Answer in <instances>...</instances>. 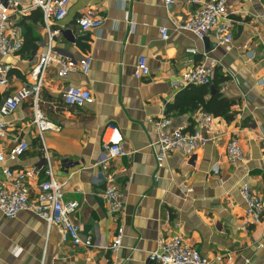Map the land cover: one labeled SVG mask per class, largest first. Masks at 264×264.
<instances>
[{
  "label": "crops",
  "instance_id": "1",
  "mask_svg": "<svg viewBox=\"0 0 264 264\" xmlns=\"http://www.w3.org/2000/svg\"><path fill=\"white\" fill-rule=\"evenodd\" d=\"M20 5L28 6L29 0ZM227 7L235 21L234 39L222 44L213 34L198 39L176 29L196 12L190 0H173L169 6L165 0L70 1L66 18L51 24L60 30L56 48L75 62L92 57L91 68L60 77L59 67H50L40 105L57 129L42 137L33 125L31 96L11 115L0 114V121L9 125L5 152L18 140L30 144L22 157L0 162V181L6 167L20 171L41 166L45 146L54 176L64 185V199L78 202L72 219L80 225L81 237H91L94 246L64 242L55 226L31 211L6 218L0 210V264H155L148 254L160 239L177 234L208 257L223 256L220 264H264V216L247 225L241 195L242 185L248 184L264 200V0H229ZM36 9L11 13L14 28L23 39L30 31L36 47L0 55V66H10V85L0 91V107L7 95L31 85L29 72L47 43L43 16L37 19L41 11ZM87 11L102 18L100 30L81 32L77 20ZM161 28L169 30L168 39L162 38ZM141 56L147 58L150 76L137 79L134 69ZM205 56L215 63V73L226 78L219 85L222 95L235 101L229 117L213 116L210 128L198 123L201 109L169 110L182 91L172 82ZM213 84L206 99L214 93ZM69 85L88 89L93 101L66 105L62 94ZM164 117L171 121L167 131L199 130L208 143L191 155L170 152L160 162L155 123ZM109 124L121 129L127 155L104 170L99 158ZM232 137L245 153L235 164L227 155ZM44 179L29 180L31 199ZM110 184L118 187L124 202L117 216L109 214L104 198ZM120 226L122 247L114 252L110 247Z\"/></svg>",
  "mask_w": 264,
  "mask_h": 264
},
{
  "label": "built area",
  "instance_id": "2",
  "mask_svg": "<svg viewBox=\"0 0 264 264\" xmlns=\"http://www.w3.org/2000/svg\"><path fill=\"white\" fill-rule=\"evenodd\" d=\"M71 0H29L28 6H21V0H0V55L9 56L19 53L24 45L21 33L14 28L11 13L26 14L33 9L42 11L43 23L47 31L48 40L44 50L38 55L37 61L29 72L31 85L22 88L17 94L7 95L0 107L2 117L14 113L23 99L32 97L33 125L40 137L46 130L57 129L46 113L41 109L40 93L44 86L45 76L53 65L59 67L58 75L66 77L70 72L80 69L88 73L93 58L87 56L79 62L72 61L56 48V38L59 29H54L51 24L60 22L68 15V6ZM169 6L173 0H165ZM229 0H190L197 5L194 16L188 21L178 24L176 29L188 31L198 39H205L213 34L218 43L230 44L234 39V20L229 17L227 3ZM81 32L92 29L100 30L103 25L102 18L96 17L92 11H87L77 20ZM164 40L169 37V30L161 28ZM196 53L195 50H187ZM195 68L181 74L179 80L172 84L179 88H186L190 84L211 86L215 78V63L205 56ZM10 66H0V91L8 90L10 80L8 77ZM134 75L137 79L150 76L147 58L141 56L135 66ZM63 101L69 106H83L93 101V96L88 89L81 86L69 85L62 94ZM214 117L210 113L200 112L198 123L200 127L210 128ZM159 146V161L161 162L168 153L183 151L188 155L205 146L209 139L201 131L186 132L181 128L171 131L165 129L171 124L169 118H163L156 123ZM9 125L0 121V162L7 159L16 160L22 157L29 149L26 140H18L14 149L5 152L3 142L8 138ZM124 137L121 129L115 124L105 127L102 137V153L99 165L108 169L112 161L127 155L124 149ZM264 145V140H263ZM227 155L231 163L243 161L245 153L237 137H232L227 144ZM5 179L0 181V210L6 218H15L21 211L28 210L43 219L48 226H55L60 232L63 241L71 240L76 246H94L92 238L84 240L81 237V227L72 219V214L78 208V202L64 199V185L59 182L53 172L52 159L49 150L44 146V163L31 169L14 171L4 169ZM44 175L45 179L38 183L36 197L29 196V180ZM241 195L245 206V221L247 225L259 223L264 216V200L252 190L248 184L241 187ZM104 198L108 204L109 214L117 216L124 209L121 192L114 184H110L104 191ZM124 228H118L117 236L110 247L114 252L122 247ZM148 261L155 264H220L223 256L208 257L199 250L190 246L184 238L177 234L159 241L158 248L148 254Z\"/></svg>",
  "mask_w": 264,
  "mask_h": 264
},
{
  "label": "trees",
  "instance_id": "3",
  "mask_svg": "<svg viewBox=\"0 0 264 264\" xmlns=\"http://www.w3.org/2000/svg\"><path fill=\"white\" fill-rule=\"evenodd\" d=\"M40 11L41 9L37 8L35 12L40 13ZM41 15L42 11L37 15L36 18H40ZM35 47V39L31 36V32L27 31L21 52L25 49H31ZM225 79L226 78L223 75L216 71L213 81L215 90L209 99L205 98L210 93L208 89L209 86L190 84L186 88L182 89V91L177 95L176 102L170 106L169 110L175 109L183 112L187 109L193 111L196 109H201L215 117L225 116L228 118L235 101L224 97L221 93V87L219 85L221 82L225 81Z\"/></svg>",
  "mask_w": 264,
  "mask_h": 264
}]
</instances>
